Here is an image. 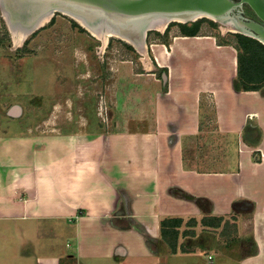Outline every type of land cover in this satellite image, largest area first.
<instances>
[{"label":"crops","instance_id":"1","mask_svg":"<svg viewBox=\"0 0 264 264\" xmlns=\"http://www.w3.org/2000/svg\"><path fill=\"white\" fill-rule=\"evenodd\" d=\"M147 46L98 126L0 127V264H264V91L213 34ZM205 108L225 141L197 160Z\"/></svg>","mask_w":264,"mask_h":264},{"label":"rangeland","instance_id":"2","mask_svg":"<svg viewBox=\"0 0 264 264\" xmlns=\"http://www.w3.org/2000/svg\"><path fill=\"white\" fill-rule=\"evenodd\" d=\"M3 12L0 4V127L27 125L38 129L48 127V130L53 131L57 125L98 126L99 120L104 121L100 113L105 111V86L111 77L107 67L114 61L127 58L139 65L141 54L136 48L118 38H110L104 50H101L100 40L61 11L54 12L47 23L38 26L21 44L15 45ZM232 13L231 17L237 15L260 23L247 4L234 8ZM201 19L206 20L199 26L201 33L217 35L224 42L235 41L237 37L236 43L244 54L243 70L262 78L257 86L264 91V69L256 72L251 70L253 60L257 62L260 58L259 49L257 45H251L249 40L257 41L263 49L264 42L241 32L224 34L221 29L227 23L225 21L200 18L194 22H171L166 29L168 35L166 31H150L145 41L147 45L168 42L171 35L188 31L182 24L186 28L191 27ZM100 24L113 26L104 20L95 25ZM248 50L247 53L252 54L251 60L245 58ZM248 61L252 63L250 67L248 65L249 69ZM14 108L19 115L11 116ZM209 111L205 108L202 118L204 124L207 123L204 130L208 132L201 138H198L199 135L186 142L190 145L189 154H197V160L209 154L208 148L212 144L216 143L220 147L218 143L225 141L224 138H218L211 126Z\"/></svg>","mask_w":264,"mask_h":264},{"label":"water","instance_id":"3","mask_svg":"<svg viewBox=\"0 0 264 264\" xmlns=\"http://www.w3.org/2000/svg\"><path fill=\"white\" fill-rule=\"evenodd\" d=\"M242 4H247L264 24V0H1L2 9L7 16L22 27L31 28L30 32L38 28L37 22L46 12L61 11L77 15L93 25L100 20L108 21L118 31L126 32L124 34L133 32L135 35L139 26L137 22L143 18L163 16L175 18V22L180 19L177 23H182L212 17L224 22L231 17L234 8ZM27 13L33 17L23 19L20 16ZM233 18L232 21L238 27L250 32L251 35L246 34L247 36L264 42L262 23L242 19L237 15ZM141 29L142 26H139L137 30ZM163 78L166 76L163 75Z\"/></svg>","mask_w":264,"mask_h":264},{"label":"bare ground","instance_id":"4","mask_svg":"<svg viewBox=\"0 0 264 264\" xmlns=\"http://www.w3.org/2000/svg\"><path fill=\"white\" fill-rule=\"evenodd\" d=\"M0 4H1V0H0ZM32 13V12H31ZM66 14L69 15V17H71L72 19H74L81 27H83L84 29H86L89 33H91L92 36H94L96 39L100 40V42L102 43L101 46V50H104V48L106 47L108 41L110 38H118L130 45H132L133 47L136 48V50L138 52L141 53V60L144 62V65L146 67V69H150L151 68V64L149 61V57L146 54V49H147V43L145 41L146 38V34L148 33V31L153 30V31H157L160 33H164L168 27V25L171 22H175V18H167V17H159V16H155V17H150V18H143L141 20H138L137 24L139 26H142L141 30H137L139 28V26H137L135 32L137 33L136 35L138 36V38H136L135 33H130V34H124L120 31H118L117 29L113 28V26H108L107 25H91L90 23L86 22L84 19L80 18L77 15L71 14V13H67L64 12ZM4 17L6 18L9 30L12 34L13 37V42L15 45L21 44L29 35L31 28H25L22 27V25L18 22H13L5 12H3ZM54 15V13L51 12H46L43 16L40 17L39 21L37 22V25H43L45 23L48 22V20L50 19V17H52ZM23 19H29L33 16H31L29 13L27 14H23L20 15ZM212 18V17H209ZM170 20V21H169ZM234 20L233 17H228V20H224L225 22H227L225 24V26L222 27V32L225 34L226 32H241L244 34H248L251 35L250 32L246 29H243L241 27H238L237 25H235L232 21ZM176 21H180V19H176Z\"/></svg>","mask_w":264,"mask_h":264},{"label":"trees","instance_id":"5","mask_svg":"<svg viewBox=\"0 0 264 264\" xmlns=\"http://www.w3.org/2000/svg\"><path fill=\"white\" fill-rule=\"evenodd\" d=\"M206 20L205 19H201L200 21H197L196 23H193L191 25V27H185V24H182V27L187 29L188 31H182L183 34H188V35H197L198 33H201L200 32V28L199 26L201 25L202 22H205ZM166 35H168V32L166 31ZM218 38V43L219 45H231L233 46L236 51H237V57H238V71H237V76L234 80V88L235 90L237 91H248V90H258L260 89V87L258 88L257 84H259V82L262 80V78H258L256 77V75L254 74H249V73H246L244 70H243V58H244V54H242L241 52V49L238 47L236 41H237V37H235V41H230V42H224L220 39L219 36L217 35H214ZM244 40L246 38H243ZM249 43H251V45L255 46L257 45L258 49H259V54H260V58L259 60H257V62L253 60V68L251 69L252 72H256L258 69H264V49L263 47H261V45L257 42V41H254V40H249ZM252 47V46H251ZM249 52L246 51V55L245 58L248 59V60H251L252 59V54L251 53H247ZM250 55V56H249ZM132 60V59H131ZM249 61L247 62V68H248V65L249 67L251 66V64ZM256 64H258L259 66L257 67ZM261 65V66H260ZM249 69V68H248ZM162 73H165L167 74V70L166 69H162V70H159L157 72V76L158 78H161V74ZM264 73V72H263Z\"/></svg>","mask_w":264,"mask_h":264},{"label":"built area","instance_id":"6","mask_svg":"<svg viewBox=\"0 0 264 264\" xmlns=\"http://www.w3.org/2000/svg\"><path fill=\"white\" fill-rule=\"evenodd\" d=\"M101 114V113H100ZM102 115V114H101ZM258 153H260V152H258ZM263 157V155L260 153V159Z\"/></svg>","mask_w":264,"mask_h":264},{"label":"flooded vegetation","instance_id":"7","mask_svg":"<svg viewBox=\"0 0 264 264\" xmlns=\"http://www.w3.org/2000/svg\"><path fill=\"white\" fill-rule=\"evenodd\" d=\"M260 21V20H259ZM260 23H262L261 21H260ZM263 24V23H262ZM264 25V24H263Z\"/></svg>","mask_w":264,"mask_h":264}]
</instances>
